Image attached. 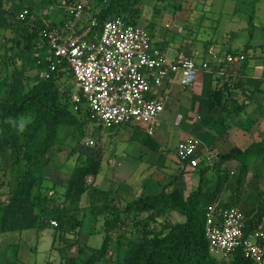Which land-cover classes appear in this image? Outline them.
<instances>
[{
  "label": "trees",
  "instance_id": "16d2710c",
  "mask_svg": "<svg viewBox=\"0 0 264 264\" xmlns=\"http://www.w3.org/2000/svg\"><path fill=\"white\" fill-rule=\"evenodd\" d=\"M73 1L80 0H64V5L59 3L60 0H40L41 8L46 11L38 13L32 0H0V64L3 66L0 75V160L10 175L7 198L0 201V233L50 226L46 211L53 190L44 185V168L61 167L75 154V171L63 186L62 193L71 209L77 208L82 195L100 171L99 159L78 152L74 146L66 159L55 165L58 162L56 152L63 149L66 133H73L76 143L81 141L85 126L82 116L97 125L99 130L103 126L95 122L86 106L83 108L84 98L78 89L60 87L58 78L66 66L60 64L54 71L49 69L52 53L40 34L42 29L49 28L73 31L74 25L70 24L73 18L65 9V5ZM98 1L100 6L94 12L84 5L98 24L114 15L121 16L127 23L138 24L148 0ZM50 7L63 8L67 21L49 22ZM24 9L27 12L24 18H20ZM148 26L152 24L143 27L148 29ZM66 70L72 77L69 69ZM73 92L79 94L78 102L71 100ZM60 128H64L65 133H61L62 138L58 141ZM259 164L264 166V140L253 141L245 149L233 148L218 155L215 162L199 168L198 183L187 195L174 186L176 176L163 184L159 191L142 192L119 206L108 202L114 201V196L109 197L106 191L99 190L104 200L99 201L101 208L96 212L104 217L103 240L97 249L86 246L84 254H81L83 248L80 246L76 254L67 253V249L78 243L82 225L73 222L68 228L71 209L55 205L57 225L51 246L58 250L61 264H257L245 256L241 247L229 255H222V258L211 254L204 225L208 204L217 201L231 181L229 165L238 170L237 178L230 186L228 199L218 203L221 207L236 206V193L239 189H246V174ZM207 171L214 176L210 188L205 184ZM252 195L251 202L247 200L249 194L244 199L247 204V210L243 212L245 234L259 227L264 230V191L255 190ZM171 211L178 212L184 219L176 222L163 220L159 228L145 227L140 235L125 236L118 232L128 222H133L136 227L138 215L142 213L147 214L145 218L149 222H156ZM113 239L115 249L110 244ZM57 240L63 245L56 243ZM3 257L1 252L0 264H7L9 259Z\"/></svg>",
  "mask_w": 264,
  "mask_h": 264
},
{
  "label": "crops",
  "instance_id": "0c3cea01",
  "mask_svg": "<svg viewBox=\"0 0 264 264\" xmlns=\"http://www.w3.org/2000/svg\"><path fill=\"white\" fill-rule=\"evenodd\" d=\"M219 3L215 7L216 17L212 25L205 19L196 27L192 24L187 27H174L170 33L168 31H159L158 35L152 33L154 45L161 43L165 54L171 49V56L168 57L166 54L169 60L189 56L198 65L202 61L207 62L209 68L200 69L191 86H181L177 81L167 84L166 89H163L167 93L165 106L153 123L152 134H148L145 126L136 123L111 129L102 128L99 131L98 153L109 148L110 156H113L111 159L107 155L108 161L115 164L109 165L107 158L102 160V153L96 157L101 163L100 171L84 193L87 202L81 206V210L98 212L101 208L100 202L98 198L94 200L92 195L100 193L99 190L110 194L111 190L110 187L104 189L99 178L114 176L117 179V175L121 178L114 181L118 188L111 195H116L112 203L118 206L142 192L159 191L173 176H176L174 186L187 195L198 183V169L208 165L207 156H211L215 162L218 155L233 148L245 149L253 141L264 140V40L255 42L256 38L252 33H248L244 24L235 23L234 19L239 17L250 26L251 15L247 17L244 14L247 17L245 18L237 13L236 4H231L230 9L223 12L222 3ZM223 15H226L229 21L223 34L217 36L215 34L219 26L217 23ZM195 18L198 16L195 15ZM47 20L59 22L62 18L54 15ZM84 20V17L81 20H73L70 23L74 25L73 31L85 35ZM187 20L188 17L185 22ZM165 26L170 27L169 24ZM192 28H196L195 34L188 32ZM206 28L213 34L205 33ZM202 33L205 36H201ZM177 40H181L180 43ZM239 53L245 56L243 61H227L228 55ZM173 124H176L178 129V141L186 136L200 139L198 167L191 168L179 161L175 154L178 141L171 149L164 142L168 127ZM139 129H143V132L141 133ZM134 147L139 151L138 154L133 152ZM140 155L148 156L139 158ZM229 168L233 167L229 165ZM142 169L148 171L147 177L138 173ZM156 171L158 177H154ZM138 177L139 183L131 180ZM213 181V174L207 171L206 187L210 188ZM168 214L178 217L173 222L182 221L178 212L171 211Z\"/></svg>",
  "mask_w": 264,
  "mask_h": 264
},
{
  "label": "built area",
  "instance_id": "2783aa9c",
  "mask_svg": "<svg viewBox=\"0 0 264 264\" xmlns=\"http://www.w3.org/2000/svg\"><path fill=\"white\" fill-rule=\"evenodd\" d=\"M65 9L75 20L85 17L86 33L91 34L42 29L41 37L52 53L49 69L54 71L60 64L69 69L86 109L96 123L105 127L136 123L152 134L153 123L165 106L167 93L163 89L167 84L177 81L181 86H191L199 70L209 68L207 62L198 65L189 56L169 60L164 50L152 43L145 27L127 23L121 16L108 17L98 24L80 1L66 4ZM26 12L24 9L19 17L24 18ZM244 58L239 53L226 59L241 62ZM71 100L78 102L79 94L73 92ZM200 145L198 137L186 136L178 141L175 154L186 166L198 167ZM212 162L207 156V163ZM243 217L237 206L208 205L204 225L208 249L214 255H229L241 247L245 256L263 264L264 230L259 227L245 234ZM49 223L57 225L55 219Z\"/></svg>",
  "mask_w": 264,
  "mask_h": 264
},
{
  "label": "rangeland",
  "instance_id": "374dc122",
  "mask_svg": "<svg viewBox=\"0 0 264 264\" xmlns=\"http://www.w3.org/2000/svg\"><path fill=\"white\" fill-rule=\"evenodd\" d=\"M86 7H88L89 11H96V9L99 8L100 4L98 0H80ZM220 2V3H219ZM33 6L35 8V11L38 13L45 12V9L41 8L40 0H32ZM60 4L64 5V0H60ZM221 4L223 6L222 11L226 12L229 7L234 4H236V12L243 16L251 15L252 19L250 20V26H248V23L246 21L241 20L239 17L235 18V23L238 25L244 24L246 29H248V33H252L254 37L256 38L255 42L263 41L264 40V0H148L147 5L144 8L143 15L139 21V25L146 26L148 24H152V26H148V31L154 32L155 35H158L159 31H168L170 33L171 30L174 29V27H187L188 25L194 24L195 27L197 24H200L202 20L208 19V24L212 25L214 21V18L216 17V5ZM226 14V13H223ZM245 14V15H244ZM54 15L57 18L66 19L67 15L65 14L63 8L59 9H53V7H50L49 9V18H53ZM195 15L198 16V18H195ZM201 15V17H200ZM204 15V18H203ZM245 16V18H247ZM189 18L185 22V19ZM68 18V17H67ZM85 18V17H84ZM226 15H223L219 22L217 23L218 30L216 31V35L220 36L223 34L224 30L226 29V25L228 24V20ZM67 20V19H66ZM76 21L75 19H73ZM166 24H169V28H166ZM196 28H192V33H196ZM149 32V33H150ZM205 33H208V35H212V31H210L208 28L205 29ZM200 34V33H199ZM201 36H205L204 33H202ZM178 37V36H177ZM180 37V36H179ZM254 38V40H255ZM181 40H177L178 43H180ZM156 46L162 47L163 45L161 43H156ZM3 50L1 51V53ZM13 51H10L12 53ZM171 49L169 51L167 50V56L170 57ZM1 61V57H0ZM2 69L3 66L0 64V75H2ZM63 74L60 75V79L58 78V84L61 88H68L71 86L73 91L77 90L76 84L74 79L71 77L69 72L66 70V68L63 70ZM83 108H85V104H82ZM82 120L85 123L84 126V135L82 136V139L79 143H76L73 141L74 135L73 133H66L65 135V142L63 143V149L56 152V157L58 162H56L55 165H57L60 161L66 159L68 152H71L72 146L76 148V150L79 152H85L89 155H92L93 157L100 156L102 153V160H106L107 155L108 158L112 159V156H110L109 148H105L104 152L98 153L99 150V139L97 137L99 131H101L102 128L107 129L108 127L102 126L101 129H98L97 125H94L92 122H88L85 120V116L81 117ZM133 126V125H130ZM113 128V127H112ZM127 129V128H126ZM176 124L170 125L168 127L167 136L165 138V143L167 144L168 148H172L174 144L178 141L179 133L177 132ZM139 131L142 133L143 129H139ZM64 132V128H60L59 134H58V141L61 140V133ZM146 134V132H144ZM92 141V143H90ZM136 154H138L139 151H137L134 147L133 149ZM73 153V152H72ZM148 155H140L139 158H145ZM162 157V155H161ZM164 157V156H163ZM162 157V158H163ZM107 158V163L110 165V161ZM74 159L75 154L70 156L68 160L63 162V165L61 167H46L44 168V174L46 175V180L44 181V185H47L48 188L53 190V195L49 201V205L47 206V213L49 215V222L51 219H55L54 216H56L54 212V206L58 205L59 207H66L67 209L70 208V204L67 203L62 195L63 193V186L67 182V180L72 176L74 169ZM115 161V159H113ZM104 161H102L103 163ZM112 164H115L112 162ZM111 164V165H112ZM144 164V163H143ZM4 163L0 160V201H4L7 198L8 195V188H9V181H10V175L8 170L3 169ZM257 168V169H256ZM230 175H231V181L227 185V187L224 190V193H222L218 200L213 203H223L226 199H228V196L230 195V186L235 182L237 178V172L238 170L236 168H230ZM141 173L143 176L149 174L147 170H139L138 173ZM257 172H260L259 175ZM112 173V172H111ZM102 174H104V171H102ZM147 174V175H146ZM112 175V174H111ZM158 172H154V177H158ZM121 177L117 175V179L114 178V176L110 178H99V180H102L101 184L104 189H108L110 187V191L108 194L109 197H111V193L115 191V189L118 188L117 184L114 182L116 180H120ZM135 183H139L140 179L134 178L131 179ZM90 181V180H89ZM54 185V186H53ZM115 185V186H114ZM246 189H239V191L235 195V205L239 207L242 212H246L247 210V204L245 200L247 199V195L249 194L248 202L253 199L252 192L253 191H264V166L259 164L256 167H252L250 171L246 174ZM94 200H98L102 202L104 200V196L95 193L94 194ZM116 197V195H113ZM251 196V197H250ZM96 198V199H95ZM245 199V200H244ZM108 201V200H106ZM87 202V196L85 194L82 195L80 202L78 203L77 208L71 209V214L69 216L67 227L73 223V222H81L82 228L81 233L79 235V241L77 244H75L73 247L67 249V253L69 255L76 254L77 249L82 247L81 254H84L83 250L85 251L86 246L90 247V249H97L100 247L103 235H104V220H103V214L101 216L93 210L90 211H83L81 210V206L85 205ZM113 202V201H108ZM116 204V203H114ZM101 205V203H100ZM210 205V204H208ZM181 215V214H180ZM100 216V217H99ZM147 214L142 213L138 215V223L136 227L133 225V222L125 224V226H122L118 229V232L123 233L125 236H133V235H140L143 230H145V227L154 226L156 228H159L160 222L163 220H167L170 222H173L178 219L176 215L171 214H164L163 216H160V221L156 222H149L146 220ZM184 217L181 215L180 220H183ZM132 225V228H131ZM54 227L50 224V226H45L39 230L37 229H28L21 232L18 231H12V232H6V233H0V253H4V257L9 259V262L7 264H61L60 255L58 253V250L56 248H52V238L54 233ZM112 235L113 232H112ZM115 239V238H114ZM114 239L111 241V247L115 249V241ZM56 243L63 245V242L56 241ZM86 253V252H85ZM219 258H222V255H216ZM3 257V258H4ZM113 259L115 257L112 256ZM11 261V262H10ZM102 264V263H101ZM106 264H114L112 262H108ZM264 264V263H263Z\"/></svg>",
  "mask_w": 264,
  "mask_h": 264
}]
</instances>
